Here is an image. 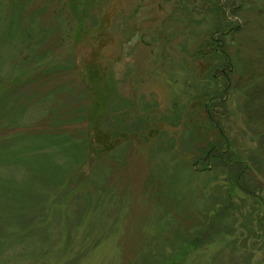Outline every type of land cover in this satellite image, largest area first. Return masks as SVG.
Masks as SVG:
<instances>
[{"label":"rangeland","instance_id":"374dc122","mask_svg":"<svg viewBox=\"0 0 264 264\" xmlns=\"http://www.w3.org/2000/svg\"><path fill=\"white\" fill-rule=\"evenodd\" d=\"M261 55L264 0H0V264H264Z\"/></svg>","mask_w":264,"mask_h":264},{"label":"trees","instance_id":"16d2710c","mask_svg":"<svg viewBox=\"0 0 264 264\" xmlns=\"http://www.w3.org/2000/svg\"><path fill=\"white\" fill-rule=\"evenodd\" d=\"M221 13L223 12L221 6L219 5ZM221 19L219 25V29H216V32L222 28V21ZM222 34V32H221ZM221 37V36H220ZM218 49V48H217ZM213 52L216 53L217 51L214 50ZM224 61H229V56L222 52ZM249 63L243 64L246 65L245 70L240 71L236 76L232 88L236 90H241L243 93V103L242 109L243 113L245 114L246 125L253 133L257 136L258 141V148L263 150L264 153V55L260 57L253 58L248 61ZM233 64L229 66L228 71L233 69ZM226 71L224 70V73ZM223 137V135H221ZM223 139V138H222ZM219 143H212V145L205 151L202 157L196 158L194 164L198 161L205 160L210 161L214 158L220 160V162H229L232 161V158L229 154H224L221 147H218ZM248 191V189H246ZM252 193L251 191H248ZM154 251L150 253L154 259L153 264H168L164 263L165 259H169L171 255L164 256V251L162 253L157 254V252L153 255ZM149 255V254H148ZM158 255V256H157ZM157 256V257H156Z\"/></svg>","mask_w":264,"mask_h":264}]
</instances>
